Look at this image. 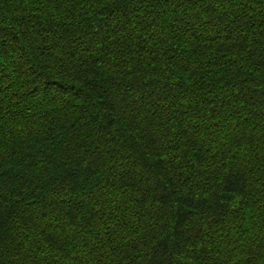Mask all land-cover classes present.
I'll use <instances>...</instances> for the list:
<instances>
[{
	"label": "trees",
	"instance_id": "16d2710c",
	"mask_svg": "<svg viewBox=\"0 0 264 264\" xmlns=\"http://www.w3.org/2000/svg\"><path fill=\"white\" fill-rule=\"evenodd\" d=\"M0 264H264V0H0Z\"/></svg>",
	"mask_w": 264,
	"mask_h": 264
}]
</instances>
